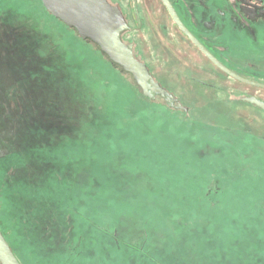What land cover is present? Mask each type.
Returning <instances> with one entry per match:
<instances>
[{"label":"rangeland","instance_id":"rangeland-1","mask_svg":"<svg viewBox=\"0 0 264 264\" xmlns=\"http://www.w3.org/2000/svg\"><path fill=\"white\" fill-rule=\"evenodd\" d=\"M108 1L165 96L43 0H0V226L19 259L264 264V111L242 100L264 90L218 69L161 0ZM173 1L229 68L264 79V0Z\"/></svg>","mask_w":264,"mask_h":264},{"label":"water","instance_id":"water-1","mask_svg":"<svg viewBox=\"0 0 264 264\" xmlns=\"http://www.w3.org/2000/svg\"><path fill=\"white\" fill-rule=\"evenodd\" d=\"M172 19L190 41L221 71L244 84L264 89V82L249 79L235 72L211 52L197 36L185 25L170 0H162ZM45 7L56 18L77 30L82 39L96 43L101 51L125 72L134 76L146 95L162 94L165 91L155 82L144 63L133 54L132 46L124 45L119 34L128 23L118 6L108 0H43ZM249 102L264 111V101L254 96H244ZM0 262L2 264H22L0 228Z\"/></svg>","mask_w":264,"mask_h":264},{"label":"trees","instance_id":"trees-1","mask_svg":"<svg viewBox=\"0 0 264 264\" xmlns=\"http://www.w3.org/2000/svg\"><path fill=\"white\" fill-rule=\"evenodd\" d=\"M215 54V53H214ZM219 58V57H218ZM208 59V58H207ZM209 60V59H208ZM210 61V60H209ZM223 62V61H222ZM224 64H227V63H225V62H223ZM228 65V64H227ZM219 69V68H218ZM223 72V71H222ZM227 75V74H226ZM228 76V75H227ZM230 77V76H229ZM232 78V77H231ZM260 81H264V79H260ZM253 87V86H252ZM256 88V87H255ZM261 89V88H260ZM264 90V89H263ZM145 168H150L149 166H147L146 167V165H145ZM149 209L151 210L152 208L151 207H149ZM148 211V210H147ZM1 227V226H0ZM1 231L3 232V234H4V236H5V238H6V240L8 241V243H9V245L11 246V248H12V250L14 251V253H15V255L17 256V258L19 259V257H18V255H17V253H16V249H15V246H14V244L11 242V241H9V239L7 238V236L5 235V233H4V231H3V229H2V227H1ZM19 261L21 262V260L19 259ZM1 263V262H0ZM22 263V262H21ZM2 264V263H1Z\"/></svg>","mask_w":264,"mask_h":264},{"label":"flooded vegetation","instance_id":"flooded-vegetation-1","mask_svg":"<svg viewBox=\"0 0 264 264\" xmlns=\"http://www.w3.org/2000/svg\"><path fill=\"white\" fill-rule=\"evenodd\" d=\"M162 1V0H161ZM171 2H172V4L175 6V8H176V10L178 11V8H177V6H176V4L174 3V1L173 0H170ZM163 3V2H162ZM164 4V3H163ZM165 6V5H164ZM167 9V8H166ZM169 12V11H168ZM178 13H179V15H180V17H181V19L183 20V18H182V16H181V14H180V12L178 11ZM183 22L185 23V25L188 27V28H190L187 24H186V22L183 20ZM65 23V22H64ZM66 24V23H65ZM176 24V23H175ZM67 25V24H66ZM178 27V26H177ZM128 28V27H127ZM127 28L126 29H124L123 31H125V30H127ZM179 28V27H178ZM74 29V28H73ZM74 30H76V29H74ZM77 31V30H76ZM122 31V32H123ZM121 32V33H122ZM182 32V31H181ZM78 33V32H77ZM121 33L119 34V38H120V40H121ZM194 33V32H193ZM196 36H197V38L202 42V40L198 37V35L196 34V33H194ZM185 35V34H184ZM186 36V35H185ZM187 37V36H186ZM188 38V37H187ZM189 39V38H188ZM190 40V39H189ZM92 42V41H91ZM203 43V42H202ZM93 44L94 45H97L96 43H94L93 42ZM204 44V43H203ZM205 45V44H204ZM206 46V45H205ZM97 47H99L98 45H97ZM207 47V46H206ZM208 48V47H207ZM199 49V48H198Z\"/></svg>","mask_w":264,"mask_h":264}]
</instances>
